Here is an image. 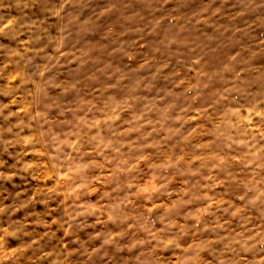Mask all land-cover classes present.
<instances>
[{
    "label": "clouds",
    "instance_id": "1",
    "mask_svg": "<svg viewBox=\"0 0 264 264\" xmlns=\"http://www.w3.org/2000/svg\"><path fill=\"white\" fill-rule=\"evenodd\" d=\"M0 264H264V0H0Z\"/></svg>",
    "mask_w": 264,
    "mask_h": 264
}]
</instances>
